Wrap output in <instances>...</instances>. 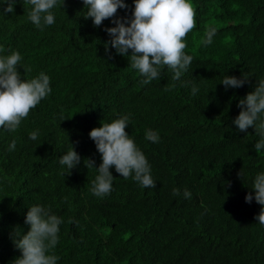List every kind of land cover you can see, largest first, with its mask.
I'll return each instance as SVG.
<instances>
[{
	"label": "trees",
	"instance_id": "1",
	"mask_svg": "<svg viewBox=\"0 0 264 264\" xmlns=\"http://www.w3.org/2000/svg\"><path fill=\"white\" fill-rule=\"evenodd\" d=\"M125 2L122 17L131 15L132 0ZM192 4L196 27L184 51L193 61L181 80L199 86L196 96L166 67L160 79L143 84L127 57L115 49L108 55L104 28L114 25L105 19L93 26L82 0H64L43 31L28 20L25 0L14 13L0 14V54L19 51L31 68L26 77L44 71L52 87L19 129L0 131V264L21 254L11 233L28 230L25 215L37 203L63 218L53 250L58 264H264V225L255 219L261 206L245 201L254 192L252 178L264 170V151L253 148V128L237 132L231 123L239 100L264 79V0ZM209 26L217 33L203 47ZM226 74L248 78L225 90ZM125 114L131 118L125 130L151 164L156 187L141 188L113 168V190L98 198L90 191L96 170L88 160L97 167L102 161L89 132ZM149 128L159 132L158 143L145 140ZM33 130L36 141L29 139ZM71 144L82 161L68 173L59 158Z\"/></svg>",
	"mask_w": 264,
	"mask_h": 264
},
{
	"label": "clouds",
	"instance_id": "2",
	"mask_svg": "<svg viewBox=\"0 0 264 264\" xmlns=\"http://www.w3.org/2000/svg\"><path fill=\"white\" fill-rule=\"evenodd\" d=\"M18 0H0V14L14 13ZM85 14L93 26L99 27L105 19H111L112 27H105L109 39L105 41V52L125 56L128 64L143 78V84H149L154 79H160L165 67L172 73L173 81H180L185 87L191 85V95L200 92L197 84L182 81L181 77L191 67L193 57L187 54L185 37L196 27V12L192 0H132L130 16H119L118 9L129 8L125 0H82ZM30 8L28 20L43 31L56 22L53 9L58 5L63 7L64 0H25ZM217 29L209 26L200 38L201 46L207 47L213 43ZM4 49L0 46V53ZM18 66L24 69V75L18 71ZM31 68L23 64V56L19 51L8 55L0 54V131L15 132L22 121L44 98L52 92L51 77L44 71L27 78L26 73ZM248 76L242 78L226 74L220 84L225 90L242 87ZM239 114L232 120L237 132H247L251 127L258 139L253 148L255 152L264 151V79L257 81L254 91L241 98L237 104ZM131 123L129 115H121L108 123H101L89 132V137L100 154L101 163L95 166V161L88 160L95 168L96 175L91 181L90 191L103 198L113 190L114 176L110 169L120 174L124 179L131 177L141 188H155L156 180L152 176V166L142 150L137 146L126 127ZM39 130L29 133V139H39ZM144 138L158 143L159 132L146 129ZM16 148L13 140L8 151ZM82 158L74 146L59 158V164L67 170L81 165ZM242 172L240 176L242 178ZM251 189L245 196V201L253 199L261 206L260 213L255 217L260 225H264V170L258 171L252 178ZM173 195H180L179 188H173ZM183 197L190 199L192 193L184 189ZM63 218L56 215L50 206L33 204L28 207L24 224L28 230L24 232L16 228L11 233V239L16 249L21 253L12 264H58L59 257L54 249L60 240V225Z\"/></svg>",
	"mask_w": 264,
	"mask_h": 264
}]
</instances>
